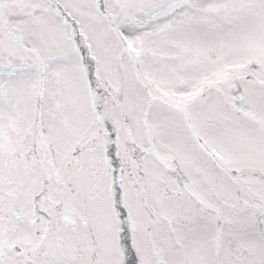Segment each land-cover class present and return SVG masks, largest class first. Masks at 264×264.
Wrapping results in <instances>:
<instances>
[{"label": "snow or ice", "instance_id": "1", "mask_svg": "<svg viewBox=\"0 0 264 264\" xmlns=\"http://www.w3.org/2000/svg\"><path fill=\"white\" fill-rule=\"evenodd\" d=\"M0 264H264V0H0Z\"/></svg>", "mask_w": 264, "mask_h": 264}]
</instances>
